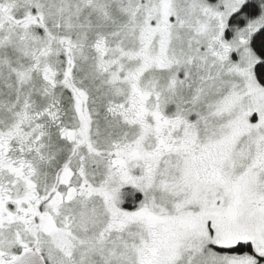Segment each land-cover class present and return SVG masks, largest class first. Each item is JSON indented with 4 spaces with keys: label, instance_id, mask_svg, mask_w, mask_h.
Wrapping results in <instances>:
<instances>
[{
    "label": "snow or ice",
    "instance_id": "snow-or-ice-1",
    "mask_svg": "<svg viewBox=\"0 0 264 264\" xmlns=\"http://www.w3.org/2000/svg\"><path fill=\"white\" fill-rule=\"evenodd\" d=\"M0 264H264V0H0Z\"/></svg>",
    "mask_w": 264,
    "mask_h": 264
}]
</instances>
